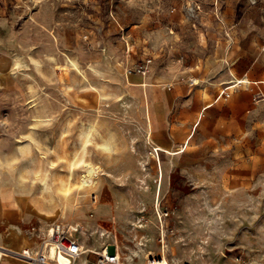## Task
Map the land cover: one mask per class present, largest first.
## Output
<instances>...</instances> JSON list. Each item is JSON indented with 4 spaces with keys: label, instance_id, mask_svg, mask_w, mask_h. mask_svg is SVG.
<instances>
[{
    "label": "rangeland",
    "instance_id": "1",
    "mask_svg": "<svg viewBox=\"0 0 264 264\" xmlns=\"http://www.w3.org/2000/svg\"><path fill=\"white\" fill-rule=\"evenodd\" d=\"M232 82L181 152L173 91ZM57 222L74 264H264V0H0V264Z\"/></svg>",
    "mask_w": 264,
    "mask_h": 264
},
{
    "label": "built area",
    "instance_id": "2",
    "mask_svg": "<svg viewBox=\"0 0 264 264\" xmlns=\"http://www.w3.org/2000/svg\"><path fill=\"white\" fill-rule=\"evenodd\" d=\"M126 52H129V48L126 46ZM151 63L150 58H146L142 64L137 66L135 69L140 74H146L148 72ZM194 81H191V84ZM231 92L229 88H224L220 91V96L223 98H228ZM91 202H95V196L92 195ZM77 226L75 223H54L49 229V234L47 235V243L52 245L56 255L62 254L67 260H74L82 253V246L80 241L74 237L72 232L76 230ZM163 237L161 238V243ZM25 257L29 258L30 264H46L50 261L45 255H43V250L36 252L34 255H29L27 252L23 253ZM94 264H122L119 254L114 252L99 253ZM148 264H155L153 258Z\"/></svg>",
    "mask_w": 264,
    "mask_h": 264
},
{
    "label": "crops",
    "instance_id": "3",
    "mask_svg": "<svg viewBox=\"0 0 264 264\" xmlns=\"http://www.w3.org/2000/svg\"><path fill=\"white\" fill-rule=\"evenodd\" d=\"M175 65H181V60L179 58H175L174 60L169 61L167 64V66H172V67ZM144 79L146 80V83H147L149 78L146 77L145 75L142 76V79L139 75H134L130 78L132 83H139L140 80L143 81ZM236 80L233 82L235 83ZM234 83L232 85L228 86L227 88L235 87V86H233ZM147 85H149V84L147 83ZM138 86H140V85H138ZM173 93H174V98L178 99L177 103L173 102L174 106L179 104L181 107V114L183 113L186 117V121H191L192 125H193L191 132L187 136H184V135L181 136V138L185 137L181 146H180V148L181 147L183 148V150L181 151V152H183L185 147L187 146V144L189 142V139L193 135V131L195 130L196 126L200 123L204 113L205 112L217 113V111L220 110L222 107V105H221L222 102L220 101V99L221 98L226 99V98H223L222 96H220V92L216 93V91H214V90H209L206 98L204 97L203 93L199 92L196 89L191 90L189 93H186V91L174 90ZM208 99H211L210 101H208L211 103L206 102ZM156 106H157V110L159 111L160 110V108H159L160 103L157 102ZM162 146L165 147L166 149L171 150V151L178 149V148L175 149L174 143H172V145H167V146L162 145ZM177 154H179V153H177ZM177 154H174V155H177ZM174 155H172V156H174ZM34 244H35L34 241L27 242V246L34 247ZM96 244H97L96 242L93 243V241H92V243L90 244L92 246L89 245L88 247L93 249V250L98 249V245L96 246ZM14 249L19 250V249H21V246L19 244H16V247ZM82 259H86V261H87L86 257H81L79 261H81ZM86 261H82L81 263L84 264ZM131 263L136 264V263H134V261L130 260L128 264H131ZM14 264H17V263H14ZM75 264H76V262H75ZM93 264H94V262H93Z\"/></svg>",
    "mask_w": 264,
    "mask_h": 264
},
{
    "label": "bare ground",
    "instance_id": "4",
    "mask_svg": "<svg viewBox=\"0 0 264 264\" xmlns=\"http://www.w3.org/2000/svg\"><path fill=\"white\" fill-rule=\"evenodd\" d=\"M155 153L157 154L156 150H155ZM95 174H96L95 169L92 168L90 165H87L86 173L84 175H82V177H81V181H80L81 185L79 186V188H84V187H88V188L90 187L91 188V186L94 184L93 178H94ZM94 203H96V197H95V202ZM99 213H101V211ZM51 246H50V244L47 243V240L43 243V246H42L43 255H45L50 260V261L46 262V264H51V262H52V264H74L73 260H69L68 261L67 258L64 255H62V254L56 255L55 252H52L51 254H47V251H46L45 248H48V247L50 248ZM83 250H84V248L82 246V252H83ZM26 252L30 256L32 255V249H31L30 246H28V249L27 248H23L19 253H17V255L20 256L23 260L27 261V263H28L29 262V258L25 257L24 254H23V253H26ZM106 252L107 253L109 252L108 245L102 247V251H100L98 253H106ZM154 261H155V264H166V261L162 257H159L158 259H154ZM149 262H151V260H148V263ZM131 264H133V263H131Z\"/></svg>",
    "mask_w": 264,
    "mask_h": 264
}]
</instances>
